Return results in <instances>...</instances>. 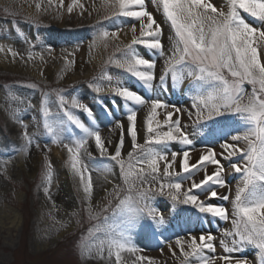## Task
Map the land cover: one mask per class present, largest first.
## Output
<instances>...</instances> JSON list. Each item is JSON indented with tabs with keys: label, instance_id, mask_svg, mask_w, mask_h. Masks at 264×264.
Listing matches in <instances>:
<instances>
[{
	"label": "snow or ice",
	"instance_id": "obj_1",
	"mask_svg": "<svg viewBox=\"0 0 264 264\" xmlns=\"http://www.w3.org/2000/svg\"><path fill=\"white\" fill-rule=\"evenodd\" d=\"M154 2L162 9L175 34L171 54L165 60L163 73L159 77L160 84L157 87H165L166 78L169 76L173 87L188 78L190 91L193 92L191 98L194 109V112H188V116L189 119L195 116L194 124L207 121L218 124L220 123L218 118L226 116H233L238 121L228 139L220 144L226 153L225 159L231 161L233 157L237 158L235 162L230 163V170L239 174L235 194L230 197L218 191L229 186L224 176V167L216 159L213 148H205L196 163H190L189 151H183L182 156L173 151L171 159H168L166 149L170 142L175 141L185 146L193 143L183 130L179 116L174 118V112L182 111L175 105H169L158 97L146 99L119 79L112 83L113 77L104 74V79L109 82L110 92L114 97L122 99L125 105L127 135L131 138L132 148L127 154L126 161L122 157L124 126L119 120L115 122V127L121 129L120 139L115 146V152L109 153L107 143L110 141L106 142L103 139L99 128L83 123L66 109L65 105L82 109L94 120L91 109L76 97L69 101L61 95L58 102L64 109V115L83 133L71 143H63L56 128L53 127L52 112L45 94V98L40 102L44 127L54 142L63 143L67 150L66 163L72 175L78 180L83 199L88 204L84 210L89 213V218L98 220L100 216V213H92L94 182L90 169L81 158L82 153H87L89 157L92 155L87 150L89 140L94 141L101 157L107 156L119 166L120 179L127 188V194L121 196L117 187L115 190L117 202L111 207V215H105L101 222L89 228L88 237L81 243V255L91 256L95 250L103 259V253L107 250L108 258L114 257L115 264H124L122 253L127 252L135 256L132 264H143L145 261L147 264H158L153 258L138 255L142 250L132 243L130 231L143 216H147L153 223H164V216L152 204L154 195H160L167 196L173 202V206L177 203L191 205L202 216H211L222 221L229 220L228 210L223 205L209 201L212 198L224 201L231 199L232 228L222 232L224 237L232 238L231 246L221 240L226 255L217 257L205 254V250L215 253L213 243L215 237L211 233H201L198 238L191 234L187 238L178 236L174 243L179 249V256L183 257L180 264H190V258H194L198 264H217V261H222L223 264H248L246 258L232 256L233 253L243 251L246 245H251L257 250L259 264H264V62L260 51L264 49V0H226L227 11L216 8L209 0H154ZM101 3L105 10H112L113 16L132 17L140 21V36L150 38H137L136 27L133 25L131 29L133 38L123 50V59L113 57L109 62L124 69L144 88L151 91L153 81L156 79L155 60L142 57L133 46L143 44L164 56L160 40L161 26L156 23L152 14L145 10L144 0H101ZM47 6L62 8L64 0H47ZM35 7L39 12L42 3L37 2ZM76 8L83 10L85 5L80 0H71L67 5V12L72 13ZM134 8L138 10H133ZM44 10L47 11V8ZM242 13L254 18L259 26L247 22ZM109 37L116 38L117 33L108 31L99 33V39L102 41ZM0 51L4 49L0 48ZM8 52L13 57L18 55L11 48ZM29 59H32L31 54ZM72 63L65 58L66 66ZM245 84L252 86L250 92L245 90ZM90 86L97 93L103 90L100 85ZM100 103L103 111L110 115L109 106L102 101ZM130 105L149 106L143 144L138 143L137 112ZM169 108L173 111H168ZM158 109L165 110L163 122L156 119ZM22 139L25 142L22 150L27 152L28 146L32 143V136L25 130ZM229 140L237 143H230ZM239 142H243L244 147H240ZM178 156L181 157L179 171L176 170ZM161 162L164 180L160 179ZM208 164L215 165L211 174L207 171ZM51 169V163L46 161L44 179L49 185L52 180ZM200 171H204V175L197 181L194 176ZM109 172L111 169L105 168V173ZM184 180L191 181L186 189L183 185ZM48 193L49 189L45 188V194ZM200 194H204L205 199H200ZM102 212H109V207L103 208ZM168 248L173 256H176L172 244H169Z\"/></svg>",
	"mask_w": 264,
	"mask_h": 264
},
{
	"label": "rangeland",
	"instance_id": "obj_2",
	"mask_svg": "<svg viewBox=\"0 0 264 264\" xmlns=\"http://www.w3.org/2000/svg\"><path fill=\"white\" fill-rule=\"evenodd\" d=\"M41 1L47 5L46 0H0V14L9 18V21L0 20V41L5 42L3 46L7 50L11 48L20 55L17 66L12 65L9 52L0 58V264H102V259L95 250L91 256H82L81 243L88 237L90 227L101 222L105 215H111V207L117 202L115 191L117 187L121 196L127 194V188L120 179V169L114 161L107 156L101 157L96 147L88 150L92 154L91 157L83 153L81 156L83 163L91 171L94 186L96 185V189L99 187V192L93 194L91 207L92 213H100V216L98 220L89 218V213L84 210L88 204L83 199L77 178L72 175L66 163L68 153L63 146V143H71L83 133L67 120L64 109L58 102L59 96L62 95L69 101L76 97L91 109L94 120L82 109L65 105V108L83 123L98 127L102 133L115 127L117 120L126 127V130L128 127L124 102L110 92L109 82L104 79L105 73L113 77L112 83L119 79L146 99L158 97L168 103L170 99L175 100L173 97L176 96L177 100H188L192 104L193 92L190 91L188 78L173 87L169 76L166 78L165 87H157L160 84L159 77L163 73L165 60L171 54L175 34L162 9L154 0H144L145 10L151 13L156 23L161 26L160 40L164 53L168 46L169 55L160 56L158 52L148 49L143 44L133 46L142 57L155 60L156 79L153 81L151 91L146 90L124 69L109 62L113 57L123 59V50L131 43L133 35L126 42L118 37H109L106 41L99 39L101 31L119 33L132 28L133 25L136 27L137 38L150 39L140 36V21L132 17L111 15L112 10H105L101 0H96L92 13L85 16L70 15L67 12V5L71 0L67 1L69 3L65 4L62 11L66 17L62 20L59 6L52 7L54 8L52 13L48 7L45 11L46 7L42 5L38 12L35 4ZM242 15L249 23H257L248 14ZM144 19L146 21L147 18ZM49 39L54 40L51 43L52 47L59 51L55 57L49 56L51 47L48 45ZM82 44L86 45L87 52L77 64L72 49ZM33 49H37L40 55L29 59L28 54ZM65 58L73 63L66 66ZM82 65L84 67H79ZM23 68L32 73H24ZM90 85H100L107 93L98 95ZM251 87L248 84L244 85L247 92L251 91ZM45 94L52 112L53 127L56 128L63 143L54 142L44 127L40 102L45 98ZM100 101L109 106L110 115L103 111ZM130 106L137 112L145 107ZM143 118L137 137L138 143L141 144L144 143L146 136V117ZM218 119L223 128L232 126L235 129L232 125L235 117L226 116ZM25 120L29 121L28 124L20 123ZM211 123L215 124L213 121ZM206 125L207 123L201 122L185 128V132L189 137L192 135L201 137L208 133ZM214 128L213 126L209 132H213ZM25 130L32 136V143L28 146L27 152L22 150L25 143L22 133ZM126 130L123 128L122 157L127 161V154L132 148L131 138ZM120 135L121 129L114 133L108 146L109 153L115 152ZM52 146L58 148L60 157L51 152ZM5 160H8V165H5ZM46 161L52 165L50 185L44 179ZM105 168H110L111 172L105 173ZM45 188L49 189L47 195ZM132 194L135 195V192ZM157 196L154 195L152 204L158 206L164 213V223L156 224L147 216H143L130 231L133 244L137 243L140 246V242L150 241L149 235L152 236L156 228L162 231L170 227L169 210L174 213L182 211L181 206L178 203L173 206L170 199H167L165 205H158ZM182 206L186 207L184 204ZM105 207H109V212H102ZM232 218L229 217V220L219 223L215 236L224 227H228L227 230L232 228ZM189 230L191 229L184 225V229H178L175 233L165 236L163 240L170 241ZM231 239L225 237L224 241L231 246ZM247 246L251 250L246 257L250 258L256 249L251 245ZM143 264H147V261Z\"/></svg>",
	"mask_w": 264,
	"mask_h": 264
},
{
	"label": "bare ground",
	"instance_id": "obj_3",
	"mask_svg": "<svg viewBox=\"0 0 264 264\" xmlns=\"http://www.w3.org/2000/svg\"><path fill=\"white\" fill-rule=\"evenodd\" d=\"M69 0H64V7L65 4L69 3L67 2ZM81 3H83L85 5V8L83 10L76 8L73 10L72 13H69L70 15L72 14H77L78 16L82 15L85 16L87 13H92V10L94 9V5L96 3V0H80ZM210 3H212L216 8L218 9H223L225 11H227V7H226V0H209ZM42 5H44V7H48L45 3H43V1H41ZM47 3V0H46ZM61 8V19H65V15L63 14V8ZM48 9H50V12L54 13L52 7H48ZM247 21V20H246ZM248 22V21H247ZM252 24V23H251ZM253 26H259L258 23H254L252 24ZM132 28H127L124 29L122 31H120L119 33H117V37L119 39H122L123 41H127L132 35L133 32L131 30ZM50 42L49 43V51H50V55L52 57H55V55L59 52L57 48H55L54 46L52 47V42H54V40L49 39ZM5 42L4 41H0V48H3L4 51H0V58L3 54L6 53V55H8V50L6 49V47L3 46ZM54 45V44H53ZM168 45V44H167ZM13 50V49H12ZM171 50V49H170ZM15 51V50H14ZM262 55H261V59L262 62H264V49L260 50ZM17 52V51H15ZM74 58L76 60V63H80V59H83L87 50H86V45L82 44L79 45L78 47H76V49H72ZM18 55L12 57L11 62L12 65H18L19 63V52H17ZM31 54L32 58L33 57H39L40 52L37 49L32 50L28 56ZM165 54L166 56L169 55L168 52V46L167 49L165 50ZM22 55V54H21ZM79 67H84L79 66ZM18 69H20V67H18ZM24 69V68H23ZM27 70L26 68L24 69V73H29L31 74L32 72H27L25 71ZM146 89V88H145ZM147 90V89H146ZM97 93V92H96ZM106 91H101L99 93H97L98 95H102V94H106ZM171 96V94H170ZM174 96L172 100L170 99L169 102L167 104L169 105H175L176 107L182 109V111L180 113H175L174 112V118L176 116H179L180 120H181V126L183 127V130L185 131V128H190L192 126H194L195 124L193 123V121L195 120V116H193L192 119H189L188 116V112L189 111H193L194 109H192V104L190 101L185 100V101H179L177 100L178 97ZM171 98V97H169ZM149 110V106H145L143 110L140 111H136L137 112V117H136V130H137V134L139 132V128L142 127V121H144L143 117H146V113H148ZM158 116L156 117L157 120L163 122L164 118H165V110L164 109H158ZM168 111H173L172 108H169ZM28 120H25L22 124L26 125L28 124ZM212 122V121H211ZM210 121H207V127L208 130L206 134H203V136L198 137L195 135L190 136L189 138L192 140V144L185 146V145H181L178 142H170L167 145V149L166 152L168 154V159H171V153L173 151L180 153L182 156V152L183 151H189L190 154V163H196L199 160L200 154L201 152L207 148V147H211L213 148L215 154H216V159L219 160L220 164L223 165L224 167V176L225 179L227 181L228 184V188L225 189H218L219 193L222 195H229L230 197L234 196L235 194V187L237 185L238 179H239V174L237 173H233L230 170V163L231 162H235L237 160L236 157H233L230 160L225 159L224 156L226 155V153L223 151V149H221L220 144L228 139L229 134L232 132V130L234 129L232 126H229V128L225 129L223 128L224 126L221 123H215L212 124ZM203 123V122H202ZM238 124V121L235 119L234 123L232 124L235 128ZM186 126V127H185ZM202 126V125H199ZM215 127L213 132H209L211 130L212 127ZM153 127H155V124H153ZM116 127L113 128H109L105 131H103L101 133L103 139L106 142H111V140L113 139V135L114 133H116V131H119V128L116 129ZM126 130V127H124V131ZM166 130V129H165ZM127 132V130H126ZM230 143H237V142H232L229 140ZM109 146V143H107V148ZM239 146L240 147H244L243 142H239ZM95 147V143L94 141H91L88 143L87 145V150H89L90 148ZM51 152L56 155V156H61L60 151L58 150V148L56 146H52ZM83 154V153H82ZM181 157L178 156V160L176 163V170L179 171V159ZM8 165L9 162L8 160H5V165ZM161 167V176L160 179L164 180L165 178L162 175V169H163V162H161L160 164ZM215 169V165H211L208 164L207 165V171L209 174H211L212 171H214ZM184 175V174H182ZM204 175V171H200V172H196L194 178L199 181L200 179L203 178ZM178 179V178H177ZM191 184V181L188 180H184L183 185L184 188H188ZM94 195L97 194V191L99 192V187L96 189V185L94 186ZM194 191H198V190H194ZM156 203L158 205H165V203H167V196H160L158 195L156 197ZM200 199H205L204 194H200ZM210 203L216 204V205H223L229 213V217H232L231 213H232V203H231V199H229L228 201H224V200H220L219 198H212L210 201ZM182 208V211L179 210L178 213H174L172 211L169 210V220H170V227H167L166 229L162 230L161 229H155L153 232V236L149 235L150 241L145 240L140 242V246L137 245V243H134L138 248H140L142 251L138 253V255H143L146 257H150L155 259L158 264H179L180 260L183 259V257L179 256V249L176 248L175 246V239L178 237H174L173 239H171L170 241H164L163 238L171 233H175L178 229H184V225L187 226L189 230V232L184 233L182 235H180L179 237H184L187 238L189 236V234L196 236L197 238L201 235V233L207 234V233H211L214 237L215 240L213 241L214 243V247H215V253H209L207 252V250H205V254L206 255H215V256H221V255H226V253H224L223 251V247L221 245V240H225V237L222 235L223 230L228 229V227H224L222 228L221 231L218 232V234L215 236V232L217 231V228L219 226V223L222 222V220H219V218H212L211 216H202L201 214H199L197 212L196 209H194L191 205H186V207H183V204H179ZM157 208V210L163 215L164 213L160 211V209L158 208V206H154ZM185 209V210H184ZM167 212V211H166ZM212 223V224H211ZM155 239V240H151V239ZM161 241H163V243H161ZM134 242V241H133ZM155 244V245H154ZM172 244V249L173 251L176 252V256H173L172 252L169 251L168 245ZM251 250V248L249 246H245L244 250L241 252H236L233 253L232 256L234 258H246L248 264H259V260L257 258V250L253 251V254L250 258H247L246 256L248 255L247 253H249V251ZM103 259H102V264H115V258L112 257L111 259L108 258V253L107 250H105V252L103 253ZM122 257H123V261L124 264H132V262L135 260V256H133L130 253L124 252L122 253ZM145 263V262H144ZM190 264H198V262L194 259V258H190ZM217 264H223L222 261H217Z\"/></svg>",
	"mask_w": 264,
	"mask_h": 264
}]
</instances>
